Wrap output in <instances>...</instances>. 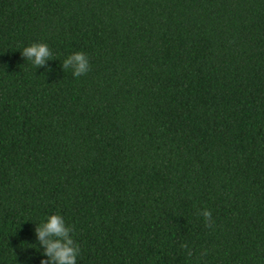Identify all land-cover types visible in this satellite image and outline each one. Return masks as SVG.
<instances>
[{"label": "trees", "instance_id": "16d2710c", "mask_svg": "<svg viewBox=\"0 0 264 264\" xmlns=\"http://www.w3.org/2000/svg\"><path fill=\"white\" fill-rule=\"evenodd\" d=\"M53 212L77 264H264V0H0V264Z\"/></svg>", "mask_w": 264, "mask_h": 264}, {"label": "clouds", "instance_id": "9594fccd", "mask_svg": "<svg viewBox=\"0 0 264 264\" xmlns=\"http://www.w3.org/2000/svg\"><path fill=\"white\" fill-rule=\"evenodd\" d=\"M21 56L37 67L47 68L46 62L54 56L48 45L44 42L30 43L20 50ZM61 70H71V75L76 78L89 70V60L82 51L71 52L66 55L60 64ZM197 214L206 222L211 218V212L207 208L197 209ZM35 242L31 245L40 253L39 264H77L80 254L79 245L73 238V229L67 224L64 217L56 212L46 214L33 228ZM27 247V246H26Z\"/></svg>", "mask_w": 264, "mask_h": 264}]
</instances>
